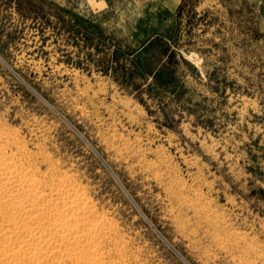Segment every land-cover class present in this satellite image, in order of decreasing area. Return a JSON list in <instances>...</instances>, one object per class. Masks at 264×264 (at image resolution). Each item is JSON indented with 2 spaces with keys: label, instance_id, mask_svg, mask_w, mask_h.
Returning a JSON list of instances; mask_svg holds the SVG:
<instances>
[{
  "label": "rangeland",
  "instance_id": "1",
  "mask_svg": "<svg viewBox=\"0 0 264 264\" xmlns=\"http://www.w3.org/2000/svg\"><path fill=\"white\" fill-rule=\"evenodd\" d=\"M155 12L0 0V130L113 222L106 262L264 264V0Z\"/></svg>",
  "mask_w": 264,
  "mask_h": 264
},
{
  "label": "bare ground",
  "instance_id": "2",
  "mask_svg": "<svg viewBox=\"0 0 264 264\" xmlns=\"http://www.w3.org/2000/svg\"><path fill=\"white\" fill-rule=\"evenodd\" d=\"M8 134L0 130V264H123L106 262L103 251L114 242L113 222L71 177L41 174Z\"/></svg>",
  "mask_w": 264,
  "mask_h": 264
},
{
  "label": "crops",
  "instance_id": "3",
  "mask_svg": "<svg viewBox=\"0 0 264 264\" xmlns=\"http://www.w3.org/2000/svg\"><path fill=\"white\" fill-rule=\"evenodd\" d=\"M105 1V0H104ZM136 8L155 12L156 7H160L166 15L175 13L184 0H131Z\"/></svg>",
  "mask_w": 264,
  "mask_h": 264
}]
</instances>
